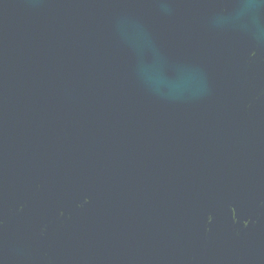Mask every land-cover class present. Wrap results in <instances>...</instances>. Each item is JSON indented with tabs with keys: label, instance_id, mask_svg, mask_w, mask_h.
<instances>
[{
	"label": "water",
	"instance_id": "water-1",
	"mask_svg": "<svg viewBox=\"0 0 264 264\" xmlns=\"http://www.w3.org/2000/svg\"><path fill=\"white\" fill-rule=\"evenodd\" d=\"M0 264H264V0H0Z\"/></svg>",
	"mask_w": 264,
	"mask_h": 264
}]
</instances>
